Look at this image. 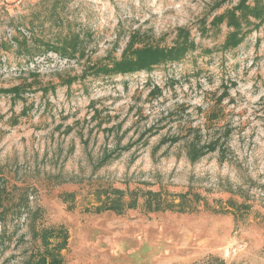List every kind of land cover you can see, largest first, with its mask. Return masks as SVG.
Masks as SVG:
<instances>
[{
    "label": "rangeland",
    "instance_id": "rangeland-1",
    "mask_svg": "<svg viewBox=\"0 0 264 264\" xmlns=\"http://www.w3.org/2000/svg\"><path fill=\"white\" fill-rule=\"evenodd\" d=\"M218 1L0 0V43L13 45L0 49V264L26 261L33 222L67 229L65 264H264V24L224 51V24L198 32L238 0ZM177 27L198 43L180 62L82 76L119 58L132 32L171 45ZM77 33L84 57L14 44ZM210 141L218 149L191 161L190 147ZM98 185L250 207L88 212Z\"/></svg>",
    "mask_w": 264,
    "mask_h": 264
},
{
    "label": "trees",
    "instance_id": "trees-1",
    "mask_svg": "<svg viewBox=\"0 0 264 264\" xmlns=\"http://www.w3.org/2000/svg\"><path fill=\"white\" fill-rule=\"evenodd\" d=\"M224 0L214 3L213 9L220 7ZM224 24L227 31L221 44V49L230 51L237 48L245 37L257 30L264 24V0H238L235 5L223 10L219 14H214L207 23L206 17L199 21L198 32L200 36H205L210 30H220ZM145 36L137 32L129 35L128 41L122 49L119 58H106L105 62H96L87 66L82 72V76L89 74L94 76L112 77L116 75H128L140 71H150L154 66L180 62L184 56L194 51L198 43L193 39L188 27H177L175 37L171 45H160L144 40ZM31 41L35 40L32 36ZM14 43L20 52L31 55L33 51L38 52V48L43 47L45 51H51L62 58L73 59L85 56L84 43H81L80 35L68 34L57 43H27L28 38L22 35V39H17ZM12 43L2 41L0 49L7 51L12 47ZM33 55H31L32 57ZM16 91V88L12 89ZM158 93L160 88L154 86L152 89ZM18 93V92H16ZM193 144L188 153L191 161H195L208 152L218 149V144L214 141L195 146ZM74 197V193L67 194ZM94 201L92 205L85 208L88 212L102 213L112 211L115 214H123L128 209L142 208L145 213L158 211H175L180 213H192L199 211L198 206L201 201L204 210L215 213H235L236 207L249 210L250 205L246 203L237 204L232 199H227L225 205L219 203L214 207L199 193L190 189L181 193H171L163 189L150 190L135 188L132 190H122L111 186L98 185L92 192ZM31 238L36 242L35 248L29 251L28 257L23 264H65L62 251L68 244V231L62 225L40 226L35 222L31 226Z\"/></svg>",
    "mask_w": 264,
    "mask_h": 264
},
{
    "label": "built area",
    "instance_id": "built-area-1",
    "mask_svg": "<svg viewBox=\"0 0 264 264\" xmlns=\"http://www.w3.org/2000/svg\"><path fill=\"white\" fill-rule=\"evenodd\" d=\"M0 228H1V225H0Z\"/></svg>",
    "mask_w": 264,
    "mask_h": 264
},
{
    "label": "bare ground",
    "instance_id": "bare-ground-1",
    "mask_svg": "<svg viewBox=\"0 0 264 264\" xmlns=\"http://www.w3.org/2000/svg\"><path fill=\"white\" fill-rule=\"evenodd\" d=\"M164 237V236H163ZM80 262V261H79Z\"/></svg>",
    "mask_w": 264,
    "mask_h": 264
}]
</instances>
